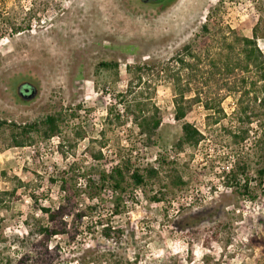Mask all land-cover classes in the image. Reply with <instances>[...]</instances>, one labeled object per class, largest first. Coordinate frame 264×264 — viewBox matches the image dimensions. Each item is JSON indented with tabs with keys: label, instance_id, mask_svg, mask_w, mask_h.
<instances>
[{
	"label": "rangeland",
	"instance_id": "374dc122",
	"mask_svg": "<svg viewBox=\"0 0 264 264\" xmlns=\"http://www.w3.org/2000/svg\"><path fill=\"white\" fill-rule=\"evenodd\" d=\"M217 2L219 27L250 36L252 0H0V264H264V195L258 188L256 198L246 200L221 177L235 153L247 156L251 137L232 143L236 95L205 58L186 56L190 65L179 72L180 82L188 83L186 97L200 100L183 121L201 138L195 147L176 148L182 121L174 118L175 57ZM258 45L264 50V39ZM101 61H116L117 68L97 70ZM143 65L150 68L138 70ZM22 83L34 87L33 97H19ZM129 88L131 102L146 104L145 113L155 107L160 116L149 139L119 102ZM55 111L65 114L60 133L13 144L11 123ZM160 155L169 164L123 193L119 213L105 191L94 202L95 216L86 217L72 238L31 235L35 224L47 222L42 208L56 207V179L70 165L95 171L128 157L157 168ZM251 159L255 185L258 165ZM175 174L185 183L174 184ZM89 204L82 195L78 207ZM98 216L121 229L118 241L101 237Z\"/></svg>",
	"mask_w": 264,
	"mask_h": 264
},
{
	"label": "trees",
	"instance_id": "16d2710c",
	"mask_svg": "<svg viewBox=\"0 0 264 264\" xmlns=\"http://www.w3.org/2000/svg\"><path fill=\"white\" fill-rule=\"evenodd\" d=\"M252 3L256 13V21L252 26L250 36L237 35L229 27H226L225 30L221 29L219 23L214 21V12L220 2L210 8L198 32L177 53L175 61L178 64V71L177 74H174L172 83L174 118L182 121L181 136L176 143L177 149L185 146L195 147L201 138L196 127L183 121L191 105L200 101L197 95L192 98L186 97V92L189 89L188 83L180 82V70L190 65L186 56L196 58L198 62L205 58L211 73L219 74L225 81L227 92L236 95L237 110L235 115L238 125L234 127L235 129L229 130V134L232 143L236 146L243 143L247 136L251 137L252 144L247 156L242 152L235 153L230 165L222 171L221 177L225 187L232 188L233 192L250 201L256 198L258 188L264 195V50L258 45V40L264 39V0H252ZM111 68H117L116 61H101L96 65L97 70L107 71ZM137 68L141 70V68L149 69L150 67L143 65V67L137 66ZM141 79L142 77L139 75L138 82H141ZM23 86H27L30 92L34 89L29 83H22ZM129 90L130 88L119 94V102L125 106V111L133 115L132 120L138 128V132L149 139L156 134L161 123L160 116L155 107L151 114L145 113L147 111L146 104L143 105L138 101L131 102L128 98ZM208 103L207 101L204 102L207 109L212 106ZM112 114L113 108H109L108 115L111 116ZM114 118L119 120L120 115L116 113ZM64 122L65 114L61 111H55L20 125L11 123L13 144L16 146L30 144L33 137L40 135V133L45 138H49L60 133ZM253 122H255V127H250ZM251 130L254 131L252 135L249 134ZM249 154L251 155L250 158ZM94 156L101 155L99 153ZM252 156L255 158V164L258 165L257 169L254 170L255 185L251 183L252 179L249 177V166L253 162ZM157 160L159 166L157 168L150 164L146 166L136 165L128 157L121 159L109 169H97L95 171L90 168L85 171L75 164L70 165L62 171L59 179H56L60 189V197L56 207L53 209L42 208L47 222L46 224H35L31 235H41L44 239H48L51 236L66 233L72 238L86 217L91 220L95 216L96 206L94 202L100 200L105 191H110L113 195L114 214L119 213L118 207L122 204L121 196L123 193L129 192L131 187L139 188L145 185L148 180H153L158 176V169L164 164H169L163 155H160ZM172 163L173 161L170 162V164ZM171 169L174 170V168ZM78 180H83L81 181L83 187L77 186ZM172 181L174 184L185 183L176 174L173 175ZM1 194H6V192L2 191ZM82 195L86 196L87 200L93 204L78 207ZM153 198L160 200L156 196ZM97 218L94 219V222L95 225L100 226L101 237L118 241L121 237V229L112 227L109 222L97 221L101 218L100 216Z\"/></svg>",
	"mask_w": 264,
	"mask_h": 264
},
{
	"label": "flooded vegetation",
	"instance_id": "af4514ba",
	"mask_svg": "<svg viewBox=\"0 0 264 264\" xmlns=\"http://www.w3.org/2000/svg\"><path fill=\"white\" fill-rule=\"evenodd\" d=\"M145 3H161L166 0H143ZM30 85V84H29ZM20 90L18 89V94L22 99H29L28 95L30 94V89L27 86H20ZM27 89V90H25Z\"/></svg>",
	"mask_w": 264,
	"mask_h": 264
},
{
	"label": "water",
	"instance_id": "95a60500",
	"mask_svg": "<svg viewBox=\"0 0 264 264\" xmlns=\"http://www.w3.org/2000/svg\"><path fill=\"white\" fill-rule=\"evenodd\" d=\"M35 93H36L35 89H32L31 92H30V94L28 95V98L33 97L35 95Z\"/></svg>",
	"mask_w": 264,
	"mask_h": 264
}]
</instances>
